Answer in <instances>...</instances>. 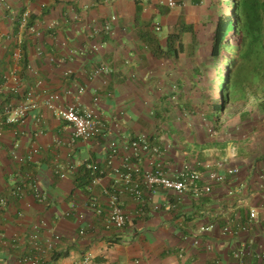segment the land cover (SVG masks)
Wrapping results in <instances>:
<instances>
[{
    "label": "crops",
    "instance_id": "0c3cea01",
    "mask_svg": "<svg viewBox=\"0 0 264 264\" xmlns=\"http://www.w3.org/2000/svg\"><path fill=\"white\" fill-rule=\"evenodd\" d=\"M209 13L207 0H179L173 7L165 0H0V113L5 104L19 103L29 88L37 101L22 123H0L2 264H17L16 256L29 249L27 235L34 223H41L43 233L60 234L44 264H85V257L86 264H237L235 249L244 250V264H259L264 111L244 106L219 116L211 130L210 123L186 108L183 54L165 53L169 33L190 24L195 33L197 22ZM112 14L115 20L104 29ZM191 36L184 31V43ZM49 92L59 93L56 103L62 105L79 94L81 106L96 109L99 133L87 141L72 140L69 124L43 104ZM140 134L160 147L162 165L171 172L185 161L205 171V165L221 160L237 171L201 196L147 190L144 212L123 192L126 222L106 230L89 208V197L104 205L102 188L110 185L127 141ZM111 140L119 151L109 158ZM86 161L104 167L90 190L88 184L77 186ZM148 163L149 155L143 154L140 164ZM17 187L20 194H12ZM71 206L83 214L81 220L65 215ZM250 209L256 219L244 230L240 223ZM81 224L84 234L78 232ZM227 224L231 233L222 231ZM196 237L199 245L193 243ZM205 243L213 248L205 250Z\"/></svg>",
    "mask_w": 264,
    "mask_h": 264
},
{
    "label": "built area",
    "instance_id": "2783aa9c",
    "mask_svg": "<svg viewBox=\"0 0 264 264\" xmlns=\"http://www.w3.org/2000/svg\"><path fill=\"white\" fill-rule=\"evenodd\" d=\"M169 7L176 5V0H165ZM28 11H24L22 20L26 19ZM115 20V15L110 16L109 21L105 22L104 29H110V22ZM155 30H159V24L154 25ZM30 30H35L30 26ZM40 80L36 81L39 84ZM82 87L78 89V93L82 92ZM69 92V90H68ZM79 94L74 95V100L65 105L56 103L60 97L57 92H49L43 99V104L46 108L51 110L56 116L65 120L71 127V139H81L84 141L92 139L100 131V119L93 107H83L79 104ZM98 102V97L93 98V104ZM37 106V101L34 97L32 88H29L23 99L17 104L7 103L2 107L1 122L6 124H17L24 121L28 111ZM115 140L109 142V158L118 154L119 148ZM125 153L123 155L120 165L113 167V176L109 186L102 188L105 195V203L101 205L96 196L89 197L88 206L98 216L101 217L102 226L106 230L118 229L124 226L126 222V215L123 210V201L121 194L128 192L138 203L139 210L145 205V191H155L156 188H163L171 190L180 195L185 192H191L193 195L209 193L214 182H221L224 180L226 173L233 174L237 171L236 167H226L221 161H217L213 167L204 166L206 169L202 171L195 164L190 162H183L176 171L171 172L166 170L162 165L160 156V148L158 145L149 141L145 134H140L136 138L127 141L123 147ZM36 152V148L31 150V154ZM143 154L149 155L148 165H141ZM85 167L89 170L90 180L87 189L90 190L93 186L100 182L101 176L104 173V167L97 161H86ZM224 168V169H222ZM222 169V170H221ZM20 187L11 190L12 194L19 195ZM4 197L0 198V204H4ZM75 206H71L65 212V215H75L77 220L82 219L83 214L76 211ZM256 219V211L249 210V216L244 223H240V227L244 230L248 229ZM201 226L200 229H207L212 227ZM224 233H231L233 230L230 224L222 228ZM79 232L84 233V228H80ZM60 240V234L49 230L43 233L41 230V223H34L27 235V242L29 249L18 254L16 257L17 264H44L47 257L54 251L57 242ZM195 245L200 244V239L196 237L193 240ZM17 245L11 243L10 246ZM204 249L209 251L213 246L209 243L204 244ZM244 250H233V257L237 264H244ZM260 264H264V249L258 252ZM83 262H89V257H85ZM0 264L2 261L0 260ZM190 264H210L207 261L199 263L191 262Z\"/></svg>",
    "mask_w": 264,
    "mask_h": 264
},
{
    "label": "trees",
    "instance_id": "16d2710c",
    "mask_svg": "<svg viewBox=\"0 0 264 264\" xmlns=\"http://www.w3.org/2000/svg\"><path fill=\"white\" fill-rule=\"evenodd\" d=\"M213 3L221 11L213 21L208 50L194 36L191 24L169 33L165 40L168 47L165 53L176 57L183 54L189 92L186 108L210 123L211 130L219 116L233 115L248 104V99L264 111V0H214ZM184 31L193 35L186 40L187 46L182 39ZM89 180V170L83 166L77 186L85 187ZM145 205L140 212H144ZM80 228L85 233V226L81 224L78 232Z\"/></svg>",
    "mask_w": 264,
    "mask_h": 264
},
{
    "label": "rangeland",
    "instance_id": "374dc122",
    "mask_svg": "<svg viewBox=\"0 0 264 264\" xmlns=\"http://www.w3.org/2000/svg\"><path fill=\"white\" fill-rule=\"evenodd\" d=\"M214 0H207V4L210 7V13L208 14L209 17H201V19L197 22L196 31L194 36L196 35L200 41H202V46L204 47V50H208L209 43H210V36L213 29V21L215 20L216 16L219 14L221 9L214 5ZM192 37V36H191ZM189 93V92H188ZM189 96V94H188ZM248 104L246 106H253L252 99H248ZM189 162V161H186Z\"/></svg>",
    "mask_w": 264,
    "mask_h": 264
}]
</instances>
